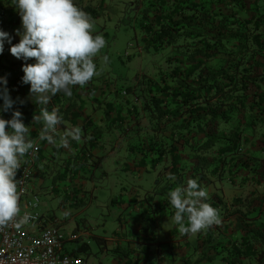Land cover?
I'll list each match as a JSON object with an SVG mask.
<instances>
[{
	"label": "trees",
	"instance_id": "1",
	"mask_svg": "<svg viewBox=\"0 0 264 264\" xmlns=\"http://www.w3.org/2000/svg\"><path fill=\"white\" fill-rule=\"evenodd\" d=\"M11 3L0 0V28L15 37L14 44L21 17ZM74 3L91 19L99 14L84 0ZM138 15L136 53L163 62L139 72L121 93L115 90L103 110L104 126L117 124L129 139L134 174L163 166L156 184L164 206L172 208L168 192L190 179L207 192L221 223L197 233L198 242L228 264H264V0H148ZM10 47L5 42L0 54V76L7 77L33 142L42 129L33 116L50 104L32 102L30 85L22 83L25 62ZM3 115L11 118V112ZM99 127L89 133L95 140L104 137ZM226 189L235 191L230 202ZM88 249L84 243L67 252L80 256Z\"/></svg>",
	"mask_w": 264,
	"mask_h": 264
},
{
	"label": "clouds",
	"instance_id": "2",
	"mask_svg": "<svg viewBox=\"0 0 264 264\" xmlns=\"http://www.w3.org/2000/svg\"><path fill=\"white\" fill-rule=\"evenodd\" d=\"M11 5L21 17V27L15 31L19 42L13 44L15 37L0 28V54L7 42L10 53L25 62L22 83L30 85L29 97L34 104L48 105L59 93L71 97L74 86L83 87L99 75L94 58L106 42L102 35H93L90 18L74 0H12ZM7 85V77L0 76V227L15 221V228L20 229L31 214L20 216L16 176L34 144L29 138L30 125L14 108L16 100ZM6 112H11V118H5ZM33 121L42 123L40 139L57 148L66 147L70 139L79 142L82 138L77 126L57 140V127L63 122L58 108H41ZM169 179L174 181L175 176L170 174ZM206 198L207 192L194 179L168 192V203L175 210L171 219L182 235H195L221 223L217 209Z\"/></svg>",
	"mask_w": 264,
	"mask_h": 264
},
{
	"label": "rangeland",
	"instance_id": "3",
	"mask_svg": "<svg viewBox=\"0 0 264 264\" xmlns=\"http://www.w3.org/2000/svg\"><path fill=\"white\" fill-rule=\"evenodd\" d=\"M147 2L148 0H105V4L99 7L101 0H84V3L92 6L96 13H99L94 19L90 18L93 24V35H102L106 42L104 48L94 58L99 75L92 79H95L96 83L98 82L97 85H102L104 88H106L105 81L108 80V84L114 90L111 94L113 99L115 90L121 93L124 88L132 85L139 72H148L155 65L163 62L161 56L152 57L147 53L140 56L136 53L138 40L135 31H139L140 18L138 9L140 4ZM119 98H122V94L119 95ZM99 126L100 132L104 134L106 140L111 137L108 134H112L114 139L120 141L118 146H114L115 153L113 152L109 158L103 161L94 172L88 170L90 168H86L81 171V176H73L72 181L74 180L75 184L70 182V173L67 175V181L65 177H57V173L65 172L64 164L68 160V155L60 151L56 156L53 154L54 157H50L42 163L39 174L34 172L28 184L29 197L32 198V191L39 196L38 210L44 219L49 220L50 223H57L66 231H73L79 235L78 240H69L65 243V250L72 251L87 243L88 251L79 253L88 260L89 264H117L122 261L121 259H125L124 254L120 251L127 250V247H124V243H122L121 248L116 249L112 242V238L118 240L116 237L118 234H115V231L121 232L120 235H122V232L128 233L130 229H133L130 223L138 222L142 227L147 222L140 219L139 210H135L132 206L129 208L127 206L124 209L119 203L121 199L128 203L129 197H122L121 193H128L133 189V186L137 185L134 180L137 175L126 173L122 168L124 162H130L132 159L131 152L128 150L129 139L124 138L125 135L119 128L113 127L112 131L108 132L106 125ZM119 134L123 135V141ZM45 154L47 157L49 154L47 150ZM105 170L107 171L106 175L104 174ZM162 170L163 166L161 165L159 169L150 173L145 172L144 175H148L151 179L156 175L161 176ZM78 180L80 181L79 185ZM144 183L147 182L144 181ZM74 187L78 189V191L76 189L77 192L74 191ZM154 189L157 191L156 188ZM159 190L163 191V188L160 187ZM226 191V200L230 202L235 191L233 189H226ZM132 193L131 190L130 194L132 195ZM157 196H161V194L157 192ZM140 199H145V197L142 196ZM84 232H89V235L85 236ZM95 235L104 236L107 240L100 242ZM196 238V234L190 237L194 249L195 246L199 252L210 249L208 245H204L203 241L197 242ZM132 258L137 261L135 255ZM138 261L140 262L139 259ZM203 261L190 263L228 264V262L218 259L206 258ZM166 263L174 264L168 260ZM154 264H158L157 261L156 263L154 261Z\"/></svg>",
	"mask_w": 264,
	"mask_h": 264
},
{
	"label": "crops",
	"instance_id": "4",
	"mask_svg": "<svg viewBox=\"0 0 264 264\" xmlns=\"http://www.w3.org/2000/svg\"><path fill=\"white\" fill-rule=\"evenodd\" d=\"M106 83L107 81H105V84ZM97 84L98 82L96 83L95 79H91L83 87L79 85L75 86V90L71 97H67L63 93L57 94L56 98L52 97L49 103V111L53 108H58L59 115L66 116L67 118L74 116L77 118L76 121L78 122L75 123L74 119L70 122L69 119H67L58 125L57 140L59 139V135H62L66 130L77 126L82 131V127L85 126L87 135H82L79 142L70 139L66 147L57 148L54 144L46 142L37 159L35 167L36 174H39L40 166L45 160L54 157L53 154L56 156L59 151L65 152L68 155V160L64 164L66 170L63 173H57V177H65L67 181V175L70 173V182L74 183V180L72 181L73 176H81V171L86 168H93L94 172L95 169L101 166L103 161L113 154L114 146H118L120 141L114 139L112 134H108L112 129H108L107 134L111 136L108 140L102 136L95 140L94 138H96V135H89L93 126L103 124V110L107 104L106 102H112V100H114L111 95L112 93H107L110 90L107 86L104 88V86ZM54 101L56 102L53 103ZM115 127H117V124ZM119 137L121 141L124 140V138H122L123 135L121 136L119 134ZM97 140L100 141L97 143ZM94 142H96L95 147L93 146ZM46 150L49 153L47 157L45 154ZM132 164V159H130V162H124L122 168L126 173L130 172L133 174L130 170V165ZM144 173L135 174L137 175V177L134 178L137 188L132 185V195L130 194L131 190L129 192L127 191L128 193H121L122 197H129L128 203L124 202L122 199L119 203L124 209L127 208V206L128 208L132 206L135 210H139L138 214L140 219L147 223L142 227L138 222L135 224L130 223L133 229H130L128 233L122 232V235H120L121 232L115 231V234H118V236H116L118 240L112 238V242H114L116 249L119 250L121 245H123L122 243H124V247H127V250L120 251L124 254L125 259H121L122 261L117 262V264H121L122 262L124 264H154V261L155 263L157 261L158 264H167V260L169 262L172 261L174 264H191L190 262L192 261L204 262L203 259L206 258L222 260L220 254L214 255L209 249L205 252L202 251L203 253L199 252L195 244L196 251L194 252L195 249L192 245L193 242L191 243L190 241V237L195 235H182L179 232L178 226L171 219L175 210L164 206L161 203L162 200L160 196H157V192L160 194L161 191L159 190L160 186L156 184V180L161 177L156 175L150 179L148 175H144ZM104 174H107L106 170ZM144 181L147 183H144ZM79 184L80 181L78 180V185ZM154 188H156L157 191H155ZM76 189L77 188L74 187V191H76ZM142 196H144L145 199H140ZM143 212L144 214H142ZM47 222H49V220H47ZM212 228H215V225L212 226L211 229ZM205 232L206 230H203L201 234ZM88 233L89 232H84V235L88 236ZM95 237H97L100 242L107 240L104 236L95 235ZM65 252H67V250H65ZM197 252H199L198 255ZM134 255L137 261L132 258Z\"/></svg>",
	"mask_w": 264,
	"mask_h": 264
},
{
	"label": "built area",
	"instance_id": "5",
	"mask_svg": "<svg viewBox=\"0 0 264 264\" xmlns=\"http://www.w3.org/2000/svg\"><path fill=\"white\" fill-rule=\"evenodd\" d=\"M33 144L34 149L22 159L16 176L20 216L27 212L31 219L20 229L15 228V221L0 227V264H88L86 258L65 252V243L79 239V235L47 222L38 210L39 196L32 191V198L29 197L28 184L34 174L41 139L36 138Z\"/></svg>",
	"mask_w": 264,
	"mask_h": 264
}]
</instances>
